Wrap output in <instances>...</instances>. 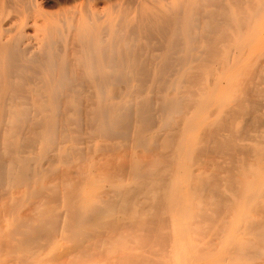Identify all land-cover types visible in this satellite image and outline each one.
I'll list each match as a JSON object with an SVG mask.
<instances>
[{
    "label": "bare ground",
    "instance_id": "6f19581e",
    "mask_svg": "<svg viewBox=\"0 0 264 264\" xmlns=\"http://www.w3.org/2000/svg\"><path fill=\"white\" fill-rule=\"evenodd\" d=\"M193 4L165 18L167 54L151 62L167 97L112 100L108 85L145 87L150 66L90 51L87 33L73 59L41 53V75L39 53L0 43V264H264V0ZM87 79L83 106L88 88L70 91Z\"/></svg>",
    "mask_w": 264,
    "mask_h": 264
},
{
    "label": "rangeland",
    "instance_id": "374dc122",
    "mask_svg": "<svg viewBox=\"0 0 264 264\" xmlns=\"http://www.w3.org/2000/svg\"><path fill=\"white\" fill-rule=\"evenodd\" d=\"M193 1L194 0H0V43L16 41L18 43V46L20 47V49L23 50L24 52H26L27 56L28 55L33 56L34 52H35V54L39 53L38 54L39 57L37 56V54L35 55V58L37 56L36 62L31 63L29 66H30V71L34 72L36 70V73H37V71H40L39 72L40 74H38V75H41L42 69H44L40 65V64H42L41 63V59H42L41 53H43L42 61L47 60L48 57H50V56L53 57L54 55L55 56H57V55L58 56H64L65 58L68 57V59H73L77 55H80V52H81L80 50H82L81 43L78 40L79 35L87 33L86 35L89 36L88 40L89 41L91 40L90 41L91 45L89 42L90 51H92V48H93V51L95 50L94 49L95 45L98 47L101 46V48H103V49H112V46L115 45L116 48H113V50L116 49L115 51L117 53H119L120 51H121V53H124L125 55L123 54V58L125 56V60H127L128 65L130 63H132L133 61H135L140 66H143L144 70L146 67L150 66V68H146L147 69L146 71H148V69H149L147 75H144L146 77H149V79H150L149 80L148 78L145 77L146 80L147 79L149 80V81L147 80L148 82L146 80H145L146 82L144 81V83H146V85H144L145 87H140L141 86V85H139L140 81L138 80L137 76H135L131 81L127 77L125 78L122 76V77H119V79H118V81L120 80V83L117 82L114 85L113 84L108 85V87H107L108 96H110L111 98L113 97L112 100L117 101V102H121L123 99L128 98V96L132 92L134 94L136 88H141L140 92H142V90H143L142 96L152 95L155 92H157V93H155L156 95L160 94L163 97H165V96L167 97V95L170 93V87H168L167 90L162 91L161 93L159 91H157L156 86L157 87H159V86L163 87L165 85V83H163V82L162 83L160 82V84L156 83L155 77L157 76V70H155V69L150 70V69H151L152 65H154V64H152L153 61L159 62V61H161V58H163V55L167 54L168 49H167V43L164 40V38H166V36L164 34L167 32L168 27L166 26L165 18H167V16L172 12L177 13V11L179 12L180 10H182V11H180L181 12L180 16L182 18L181 21L184 22L185 20H187L190 12H192V8L194 5ZM28 4L30 7L32 6L31 7L32 10H30V7H28ZM15 6H17V7H15ZM181 7H183V8L181 9ZM123 11H125V13H126L125 15H124ZM121 14H123V16ZM120 16H122V18H124V17L125 18L122 20V18ZM119 19L122 21H120ZM63 20H65V23ZM137 23H138V25H137ZM124 24H126V25H124ZM132 24L136 25V26H133ZM123 25H124V28H123ZM4 27H5V29H4ZM118 27H119V29H118ZM131 27L133 28V30ZM134 27H136V29H138V32L136 29H134ZM116 28H117V31H116ZM106 29L108 31H106ZM104 30L106 31V33L104 32ZM130 30H132V32ZM135 30H136V32H135ZM48 32L50 34H47ZM120 33H123V34L121 35ZM134 33H136V34L138 33L139 36H136V34L134 36ZM155 33H156V35H154ZM128 34H130V35H128ZM143 34H144V36H143ZM167 34H168V32H167ZM241 34H243V32H241ZM47 35L48 36L50 35L49 36L50 37V47H48L45 50V51H47L48 54H46L45 51L43 52V50H42L43 40H44V37H46ZM55 36H58L57 37L58 40H55L56 39ZM17 37H19V38H17ZM128 37H129V39H128ZM135 37H137V38L135 39ZM69 38H71L72 42L69 41L70 40ZM103 38H106V39L101 40ZM126 39H127V41H126ZM52 40H53V42L55 41V43L53 45H52ZM57 41H59V43ZM126 42H128V44ZM76 43L80 44V46H76V45H78ZM59 44H62V47H59V46H61ZM73 44H74V46H73ZM152 44H154L155 47ZM161 44L163 46L162 49H161ZM194 44H195L194 41H188L186 45L189 48V47L193 46ZM150 45H151V47L152 46L154 47V50H153V47L152 48L150 47ZM159 45H160V48H159ZM202 45L203 46L200 49H202L204 47L205 43H203ZM75 46L77 49L79 47L80 50L79 49L76 50L75 48H73ZM126 46H127V48H126ZM57 47H59V48H57ZM145 47H146V49L144 51L143 49ZM149 47H150V49H149ZM60 48H62V49H60ZM122 48H124V49H122ZM53 50L57 51L56 52L57 54H54L55 52ZM59 50H62V51H59ZM36 51H38V52H36ZM58 52H59V54H58ZM142 52H144V54ZM150 52H152V53H150ZM44 55L46 57H44ZM118 55L119 54H117V58H116L117 62L119 61L118 59H122L121 57L119 58ZM130 55H132V56H130ZM149 56H150V58L153 57L155 59L153 60V58H152L151 59L152 61H151ZM147 59H148V61H147ZM100 60L103 61V57L100 56ZM137 60H139V61H137ZM148 62L149 63L152 62V63L149 64ZM242 62L244 63L243 60H240L239 65ZM146 63H148L149 65ZM177 67H179V66H177ZM211 69L209 68V70L212 73V76H214L213 69L212 70ZM168 70L169 71L166 73V77L170 76V71L173 70V68L170 67V69H168ZM209 70L206 68V70L204 71V74H203V78L207 79L209 77H212ZM30 71L26 72V75L28 73L30 74ZM149 72H151L152 75H149ZM228 74H229V72L227 73V75ZM35 75H37V74H35ZM31 76L32 75L30 74L29 77H31ZM174 76H170V78L173 79ZM124 80L126 81V83ZM78 83H80V84H78ZM78 83H77L78 85H76V87H74V89H72V91H70V92H73V90L80 91L83 88V89H85L84 93H86L88 91L89 95H88V92L86 94L88 96L93 95L92 96L93 98L90 96L91 97V99H90V97L88 98V96H86L83 93V97L85 95L86 98H85V102H83L82 105L85 106L86 104H88V105L93 104L92 103L93 99H94V103H95L96 102L95 96H96V93L98 90L93 85H91L92 87L89 86L91 84V82L90 81L88 82V79L78 81ZM86 84L88 85V87ZM117 84H119V86ZM115 85L118 87L116 89L115 88L112 89V87H114ZM81 86H83V87L81 88ZM84 86H86V88ZM142 86H143V84H142ZM121 87H123L124 90L121 89ZM185 87L187 88V86H185ZM86 89H87V91H86ZM92 89H93V92L91 91ZM114 89H115V91H113ZM144 89H145V91H144ZM154 89H156L155 92H154ZM223 89H224V87H222L221 89L219 88L218 91L219 90L223 91ZM220 91H219V93H220ZM113 92H115V95ZM117 92H118V96L114 97V96H116ZM91 93H93V94H91ZM137 94L138 93L136 92L135 95H137ZM214 101L217 103V99H214ZM214 104L215 103L212 104L213 107L215 106ZM204 109H205V105H202V107H199L196 109L195 114L193 116V125L194 126L199 124V121H200L201 116H202V115L200 116L199 112L203 111ZM86 129H87L86 127L83 128L82 136L83 137L85 136L87 138V135L85 134ZM87 131H88V129H87ZM185 134L187 137H190V136L194 137L195 132H194V130H192V131L186 130ZM96 140L102 141V140H104V138L99 137ZM86 141L87 140L85 139L84 142H86ZM258 170H259V172H258L257 177L259 178V177L263 176V172L259 168H258ZM255 179H257V178H252V181H254ZM20 188L21 187L14 186L11 189V192L13 193V197H12L13 199L11 200L12 202H16V199H14V197L17 195H20V193L22 192V190ZM14 190L15 191L18 190L17 193H15ZM45 264H53V262L52 263L49 262V263H45Z\"/></svg>",
    "mask_w": 264,
    "mask_h": 264
}]
</instances>
